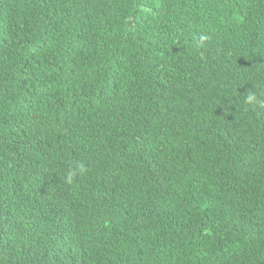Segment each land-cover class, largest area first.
I'll return each mask as SVG.
<instances>
[{
	"label": "trees",
	"instance_id": "16d2710c",
	"mask_svg": "<svg viewBox=\"0 0 264 264\" xmlns=\"http://www.w3.org/2000/svg\"><path fill=\"white\" fill-rule=\"evenodd\" d=\"M0 264H264V0H0Z\"/></svg>",
	"mask_w": 264,
	"mask_h": 264
}]
</instances>
